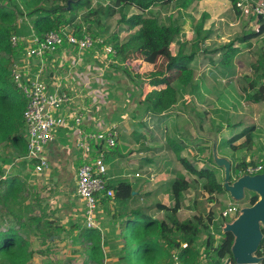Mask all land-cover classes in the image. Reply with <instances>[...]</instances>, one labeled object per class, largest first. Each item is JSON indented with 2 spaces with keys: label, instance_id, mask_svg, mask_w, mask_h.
<instances>
[{
  "label": "trees",
  "instance_id": "1",
  "mask_svg": "<svg viewBox=\"0 0 264 264\" xmlns=\"http://www.w3.org/2000/svg\"><path fill=\"white\" fill-rule=\"evenodd\" d=\"M68 1H70L69 7ZM194 1L202 0H111L109 5H100L94 9L93 0H52L50 7L44 6L47 0H0V147L8 144L13 152L19 151L22 157L26 155L22 121L24 100L12 83L8 71L10 58L16 55V50L10 44L11 35L27 37L30 33L28 24L26 27L17 25L18 16L25 13L28 18H31V28L39 38H42L46 32L59 31L64 27L73 28V34L76 36H81L82 29L85 28L84 33L95 38L107 33V28L102 27L103 20L106 21L118 15L117 24L132 33L124 43L114 44L112 51L115 52V56L109 53V57L122 63L137 54L146 64H155L161 60L164 65V72H152L146 77L148 85L154 89L144 98L145 111L156 116L171 110L177 104L179 97L188 95L194 90L192 63L199 48L197 40L192 44L189 52L185 51L186 44H179L177 54L172 55L169 41L164 40L161 35L158 19L149 10L152 7H163L170 3L186 10ZM228 1L239 14L235 8L237 0ZM129 8H134L138 13L128 16ZM80 10H86V14L82 16L81 22L75 23ZM207 18V14H201L194 28L196 38L200 36L201 31L204 33L203 25ZM257 23L259 24L257 30L239 39L240 44H248L252 39L264 34V18L259 17ZM94 27L96 31H93ZM103 31L104 34H98ZM169 32V40H173L179 29H170ZM115 39L116 36L113 40ZM103 46L104 43L97 45L96 51H101ZM18 49L22 50L23 44L20 43ZM94 49L91 53H94ZM239 52V47H235L233 43L213 50L212 53L219 54L221 57L218 65L222 69L223 77L234 75L232 62ZM251 71L256 77L248 80L244 100L250 104H264V50L252 65ZM238 126L239 124H236L233 127ZM251 129L252 126H247L230 139L222 140V149H226L242 138L245 142L239 147H245L246 142L252 141ZM166 147L167 151L172 150L183 169L194 178L187 180L183 175H179L168 183V196L172 205L166 207L158 204L160 210L169 213L167 221H159L148 216H139L140 221L135 217L128 218L125 222L122 220L121 235L125 244L120 259L125 264H174V259L179 264L198 263L200 249L197 242L202 233L209 230L212 217L210 214L207 215L209 221L207 224L203 223L201 216L180 221L177 213L182 207L184 194L191 187L197 188L198 185L210 201L217 200L225 194L218 178V172L215 171L211 160H209L208 167L204 165L203 168H198L187 158L180 156L182 147L177 140L168 139ZM261 165L264 170V161ZM22 166L24 167L23 164ZM242 167L238 161L235 165L231 164L233 180L238 178L239 172L243 171L246 166ZM2 174L3 170L0 166V204L4 209H8L19 202L28 176L13 175L2 179ZM108 187L114 191V200L118 202L128 199L133 191L132 186L123 180L108 183ZM248 194L245 195L243 201L248 198L246 202L249 207L257 201L258 197L254 193L248 192ZM214 196L217 198L215 199ZM101 202L102 205H106L108 200L104 199ZM142 218L144 222H141ZM131 219L135 220L136 224L127 232L126 223H129ZM42 233L45 239L56 235L55 232L42 231ZM262 233L263 238L256 256L262 257L261 264H264V231ZM74 237L78 243H82L81 247L84 248L82 264H103L102 237L98 230L80 228ZM232 244L231 233L220 234L216 243L209 232L202 243V253L207 259V264H222L224 259H229L234 263L230 251ZM31 261L32 252L29 239L25 238L21 230L15 228L14 225L0 223V264H33Z\"/></svg>",
  "mask_w": 264,
  "mask_h": 264
},
{
  "label": "rangeland",
  "instance_id": "2",
  "mask_svg": "<svg viewBox=\"0 0 264 264\" xmlns=\"http://www.w3.org/2000/svg\"><path fill=\"white\" fill-rule=\"evenodd\" d=\"M51 2L52 0H47L44 6L50 7L52 5ZM110 2L111 0H93L92 6L95 9V7L100 5H109ZM206 9L209 10L210 14L206 13L208 18L204 23L212 33H202L201 31L198 38H196L194 34V28L196 24H198L201 14H199V12L196 14L195 9L188 10L189 14H192L191 17L185 13L181 15V12L176 10L173 4H170L168 12L171 14L165 16L164 20L161 19L159 22L161 35L164 40L169 41L170 49L173 54L177 53L179 44H186L185 51L189 52L192 44L196 40L199 48L198 54L192 63L195 83L194 90L188 95L179 97L176 106L171 108L168 113L166 112V118L170 119L174 117L176 120H183L182 130H184L188 124L190 125L183 115L187 114L188 116V114H191L199 121V131L194 129L195 136L184 138L186 144L184 143V151H182L181 157L187 158L198 168H203L202 166L204 165L208 167L209 160H211L212 165L215 166V171L218 172L219 181L223 184L224 166L218 167L216 165L215 156L213 157L212 153L213 142L216 146V156L220 159L228 157L229 162L233 165L238 161L239 164L245 167L252 163L253 165L262 164L264 161V104H250L244 100L248 80L256 77L251 71V68L264 50V34L256 39H252L248 44H240L238 42L239 39L250 32L256 31L253 19L240 17L239 14H236L232 6L230 10L234 12L222 13V15H219L218 13L223 11V6L218 3L208 4L206 5ZM133 12L134 10L130 8V10H127V15L129 16ZM78 13L75 23L81 22V18L86 14V10H80ZM193 15H196V17H193ZM117 21V15L106 21L103 20L102 27L107 28V33L103 36H98L104 40L102 50L96 51L98 48H93L94 55L90 54L93 49L83 52L84 54L80 61L77 62V64L73 63L70 65L69 70L67 68L66 72L63 74H66L67 71L71 72V75H73L72 81L74 82L79 72L77 69L79 65L82 64L83 60L85 59L84 63L93 60V69L89 70L91 81L96 80L97 84L100 83L99 86L105 87V90L108 91L107 98L112 94L116 96L110 86H116L117 90L121 93L124 92V96H126V90H128V93L132 97L135 96L138 98L139 92L137 88L139 85L143 88L144 86L142 84L147 83L146 77L149 74L148 71L147 74H143L145 70H143L142 65L136 63L134 60L128 61L127 67L123 68L120 66L121 63L108 55L110 51H112L116 39L120 41V37L118 38L117 35L121 34L122 38H126V35H124L126 32H121L123 29L117 24ZM210 21L213 23L210 24ZM16 23L18 26L26 27L27 24L30 25L31 18H28L24 13L22 16L17 17ZM229 24H233L234 27H230ZM67 28L69 29V27ZM174 28H178L179 32L173 37V40H169V30ZM93 31H96L95 27ZM104 33L103 31V33L101 32L98 34ZM114 36H116L115 41L113 40ZM203 37L205 39H203ZM229 43H233L235 47H239L241 54L236 55L232 62L234 75L231 77H223L221 75L222 69L218 66V61L221 57L212 52L214 49ZM94 56H97V58L94 59ZM209 61L210 63H208ZM160 67L159 65L155 67L154 70H160ZM83 71L85 72L86 70ZM144 75L145 78H143ZM125 79L129 81V83L124 81L126 82V86L129 87L124 89L120 81ZM184 98L190 100L189 103L186 99L184 100ZM60 109L61 108L58 109V113ZM149 122V118H145V121H142L147 128L145 140L148 148L156 149V147L151 146V142L156 143V152L161 154L158 155L152 166L154 173L161 176L160 178L152 180L154 184L148 185L144 189L147 191L144 195L146 196L145 203L147 204V214L150 218L167 221L169 216L168 212H164L163 215L157 216L155 212L153 213V209L157 204H160V202L155 203L157 198L161 200L165 198V189L168 186V182L179 176L177 170L181 166L171 150H163V148L167 146L166 140L173 136H169V134L163 131H157L154 125L158 123L157 121L152 123L153 129H148V126H151ZM236 124H239V126L234 128L233 126ZM247 126H252L251 133L253 135V139L249 145L246 144L247 146L243 148H237L238 143L245 142V139L242 138L227 147V149H222V140L230 139ZM59 131L60 130H55L54 135H57ZM7 147H9L10 153H8ZM159 147H162L161 150H158ZM245 148H247V150ZM261 148H263V150ZM77 152L81 155L80 151ZM20 154L19 151L13 152L8 144H4L0 147V165L5 166L11 162L8 165L9 170L4 171L6 177L16 174L25 175V171H21L20 162L23 157ZM7 160L8 162H6ZM180 170H182V167ZM144 176L147 177L145 174ZM187 177L188 180L193 179L191 175H187ZM40 179L41 177H39L38 174L31 175L30 182L32 186L27 185L25 187L16 205L4 209L0 204V223L4 222L14 225L15 228L21 230L25 238L29 239L30 250L32 252L31 262L33 264H82L84 261V248L81 247L82 243H78L76 238H74L76 234L75 228L81 215V212L76 206L77 199L71 192L69 195L71 207L69 209H66L64 205L59 204L57 201L51 203L52 195L49 189L42 183L36 185L37 180ZM230 182H233L232 178H230ZM148 193L151 195L147 196ZM247 194L248 192L245 195ZM214 198L216 199L217 197L214 196ZM247 199L245 201H234L225 193L223 196L218 197L217 200L210 201V198L208 199V196L203 193L199 185L197 188L191 187L184 194L182 208H180L178 212L182 220L201 216L203 218V223L207 224L209 222L207 220V215L210 214L212 217L209 230L206 233H202L197 242L200 249L199 262L202 258L206 259L205 255L202 253V243L206 239L207 234L210 232L216 240V243L219 240V235L222 233L220 213L225 205L234 203L241 208L248 207L246 202ZM111 205L112 209L103 207L105 213H100L101 208L98 211L97 217L100 213L102 222H105L107 219L109 223H112L110 215L114 213L115 215L117 214L118 206L115 203ZM118 213L120 214V210ZM69 214H73V216L69 217L67 221L68 224H66L67 228L59 230L55 232L56 235L53 237L45 239L42 231H46L44 230L46 225L50 226V222H54L53 219H55V216H68ZM150 214H152V216ZM136 217L139 220V216ZM98 222L100 223V221ZM118 222L119 220L116 219L115 224ZM141 222H144V218H142ZM135 224L136 221L133 219L128 223V225ZM102 236L104 237L105 235L102 234ZM173 261L175 262L174 264H179L175 259ZM103 264H106L105 261Z\"/></svg>",
  "mask_w": 264,
  "mask_h": 264
},
{
  "label": "crops",
  "instance_id": "3",
  "mask_svg": "<svg viewBox=\"0 0 264 264\" xmlns=\"http://www.w3.org/2000/svg\"><path fill=\"white\" fill-rule=\"evenodd\" d=\"M212 3H218L219 5L223 6V11L219 12L218 13L219 15H222V13L234 12L230 10L231 5L228 0L194 1L190 5V7L186 10L175 6L174 3H170V4H173L176 10L181 12V15L185 13L191 16L192 14L191 13L189 14L188 12V10L190 9L192 10L195 9L196 14L198 12L199 14L202 13L210 14L209 10L206 9V5ZM170 4L163 7L161 6L152 7L149 10V12H152V14L158 19V22H160L161 19L164 20L165 16L171 14L170 12H168V8ZM132 9L134 10L132 14L138 13L134 8ZM193 17H196V15H193ZM209 23L212 24L213 22L210 21ZM229 26L234 27L233 24H229ZM255 27L257 30L258 26L255 25ZM121 28L123 29L121 31L122 33L126 32L124 34L126 35V38H122L121 34L117 35L118 38L120 37V41L116 40L115 43L117 42L119 44L124 43L127 40L128 36L132 33L130 31L125 30L123 27ZM203 31L206 33L211 32L210 29L205 26V23L203 25ZM83 54L84 53L78 54L76 50H71L69 48H66L64 50L60 49L54 55L47 56V59L45 61V70L43 74V79L49 85H52L54 80L60 79L64 87L68 90V92L73 96H75L76 103L74 106H71V108L85 110L86 112L89 113L88 120H86L85 123L80 127L81 130L85 132H93V131L103 132L110 123H116L118 125V134H119L118 142L116 146L112 150H110V152L106 156V164L108 168L106 179L109 184L115 183V181L118 180L120 181L123 180L132 186L133 191L130 197L123 202L120 201L118 202L116 200H113L110 202L108 201L106 205H102V202H100V205L97 209V214L100 208H101L100 213H105L104 208L107 209L109 207L110 209H112L111 204L114 203L118 206L117 214L115 215L114 213L110 215V219L112 223H109L107 219L105 220V222H102V216L100 218V213H99L98 217H96V222L100 230L99 231L100 235L102 237V251L104 256L103 263L105 261L106 264H125L123 260L120 259V255L122 253V249L124 248V244H125L124 242L125 240L121 235L122 234L121 229L123 228L122 220L125 222L127 221L128 218L130 219L131 217L137 218L136 216H144V217L148 216L147 207H146L147 204L145 203L146 196H144L147 191L144 189L148 185L154 184L153 183L154 181L152 180L156 178H160L161 176L159 174H155L154 170L152 169L155 159L158 157V155L161 154L156 152L157 149L156 143L151 142V146L156 147V149L147 147V143L145 140L147 128L145 127V123H142V121H145V118L150 119L149 123H151V126H148V129H153L154 127L152 126L153 125L152 123H155L157 121L158 123L154 124L157 131H163L164 133L169 134V136H173L172 138H168V139L177 140V142L182 147V151H184V143H185L184 138L195 136L194 129L196 130L197 128L193 121L194 116L191 114H188V116L187 114L183 115L186 121H188L191 125L190 126L186 122L188 126H186L184 130H182L183 120L180 119L176 120L174 117L167 119L166 113L156 116H152L151 114H148L145 111V105L143 101L145 96L154 88L148 85L147 79H146L147 83L142 84L144 86L143 88L141 85H139L137 88L139 92L137 96L138 98H136L135 96L132 97L128 93V90H126L127 93L126 96H124V92L121 93L119 90H117L116 86H112V87L110 86V88L113 89L112 91L115 92L116 96L112 94L110 95V97L107 98L108 95L105 96V92L108 93V91L105 90V87L99 86L100 83L98 82L99 84H97L96 80L91 81L89 70L93 69L94 61L90 60L89 62L84 63L85 61L84 59L82 64H80L77 69L79 72L76 76V80L73 82L72 81L73 75H71V72L67 71L66 74L63 73L66 72L67 68L69 70L70 65H72L73 63L77 64V62H79L80 59L82 58ZM90 54L94 55L95 53H90ZM176 54L172 53V55H176ZM214 54L219 56V54L216 53ZM239 54H241V52H239ZM96 58L97 56H94V59ZM131 60H134L136 63H140V65H142L143 70H145L143 74H147V71L148 73L165 71L164 65L161 62V60L157 62L159 64L157 63L146 64L140 59V57L137 54L131 59L126 61H131ZM208 63H210V61ZM159 65L161 66L160 70L155 71L154 68ZM120 66L123 67L121 64ZM83 70L86 71L84 72ZM143 78H145V75ZM124 81L127 80L126 79L121 80L120 82L123 85L122 88L125 89L126 87L129 86H126V82ZM127 83H129V81H127ZM137 83H141V82H137ZM185 99L186 98H184V100ZM189 101L190 100H187L188 103ZM174 106H176V104ZM97 108L101 110L100 116L97 115ZM59 113H64L63 108L59 110ZM167 140H166V144H167ZM250 142L251 141L246 142V144L249 145ZM243 143L244 142L238 143L237 148H239V146ZM161 148L162 147H159L158 150H161ZM245 149L247 150V148ZM163 150L167 151V147L163 148ZM7 151L8 153H10L9 147H7ZM182 151H180V156ZM79 156L80 153L77 152L75 148L74 135L70 134L67 130H60L56 135L55 142L46 148L44 152V157L47 160L49 166L47 170L41 171V173L38 174L39 177H41V179L37 180L36 185L42 183L49 189L50 194L52 195L51 203L57 201L59 202V204L64 205L66 209H69L71 207V202L69 201V195L71 192L74 195L75 173L78 167L81 166V160ZM225 158L229 160L228 157ZM6 162H8V160ZM9 164L2 166V170H3L2 179L6 178V176L4 175L5 173L4 171L9 170L8 168ZM22 164L24 165V167L22 166ZM20 165H21V171H25V175L23 176L19 174L16 175H19L21 177L28 176L26 186L27 185L32 186L30 182L31 175L37 174L34 171L35 165L34 164L32 165V163H29L27 161H21ZM181 167H179L178 169L179 171L177 170L178 175H183L188 180L187 175L189 174L183 169V167L182 170H180ZM144 174L147 177H145ZM165 194L166 195L164 199L161 200L157 198L155 203L160 202L161 205L170 207L172 203L170 202L168 196V186L165 189ZM150 195L151 194L149 193L147 194V196ZM119 210H120V214L118 213ZM154 212L157 216L158 215L160 216L167 211L160 210L157 204L156 207L153 209V213ZM150 215L152 216V214ZM72 216L73 214H69L68 216L65 215L55 216V219H53L54 222L53 223L50 222L51 224L50 226L46 225V228L44 230L49 232H58L59 230L65 229L67 228L66 224H68L67 221L69 217ZM180 216H181L180 213H178L177 218L180 221H182ZM80 219H81V215L78 220L77 226L75 228L76 234L74 236L78 234V230L80 229V224H79ZM116 219L119 220L117 224H115ZM190 219L187 218L184 220H190ZM98 221H100V223ZM159 221H165V220H159ZM126 225L127 226L125 228L127 232H129L131 228L134 226V225H128V223H126ZM102 234L105 236L103 237Z\"/></svg>",
  "mask_w": 264,
  "mask_h": 264
},
{
  "label": "built area",
  "instance_id": "4",
  "mask_svg": "<svg viewBox=\"0 0 264 264\" xmlns=\"http://www.w3.org/2000/svg\"><path fill=\"white\" fill-rule=\"evenodd\" d=\"M235 8L240 17L253 19L257 26H259L257 19L264 18V0H237ZM28 26L30 33L27 37H17L14 34L10 37L11 47L16 50V55L10 58L8 68L10 79L24 100L22 121L26 155L22 161L34 164V171L40 174L41 171L48 169L44 152L55 142V130H67L73 134L75 148L81 152V166L76 170L74 187L76 205L81 212L80 228L100 231L96 222L99 204L104 199L109 202L114 200V191L108 187L106 179L108 170L106 156L118 142V125L110 123L103 132L81 130L80 127L88 120L89 113L85 110L72 109L71 106L76 103L75 96L68 92L60 79L54 80L52 85L46 83L43 74L47 56L66 48L82 54L97 45H103L104 40L85 34L84 29L81 36H76L73 34V28L67 27L59 31L46 32L39 38L34 34L31 25ZM20 43L23 44L22 50L18 49ZM110 53L115 56L114 51ZM127 62L121 65L127 67ZM59 108H63L64 113H58ZM97 115H101L99 108ZM262 172L264 170L261 164L248 165L239 172L238 177L243 173L254 176ZM240 208L234 203L226 204L220 213L222 226L231 222ZM196 264H207V260L202 258ZM222 264L235 263L224 259Z\"/></svg>",
  "mask_w": 264,
  "mask_h": 264
},
{
  "label": "water",
  "instance_id": "5",
  "mask_svg": "<svg viewBox=\"0 0 264 264\" xmlns=\"http://www.w3.org/2000/svg\"><path fill=\"white\" fill-rule=\"evenodd\" d=\"M70 1H68V7ZM199 131V121L193 117ZM213 142L212 153L218 167L224 166L223 189L234 201H243L247 192L254 193L257 201L249 207L240 208L236 217L222 226V233H231L233 244L231 257L235 264H261L263 258L256 256L264 231V172L254 176L242 174L233 182L231 178V163L226 158H218Z\"/></svg>",
  "mask_w": 264,
  "mask_h": 264
}]
</instances>
